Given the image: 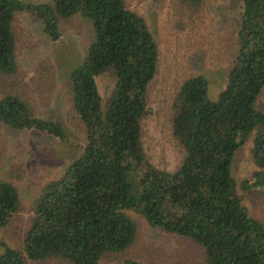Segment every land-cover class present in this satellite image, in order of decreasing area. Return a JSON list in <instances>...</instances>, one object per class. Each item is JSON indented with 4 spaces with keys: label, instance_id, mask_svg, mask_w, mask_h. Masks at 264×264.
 Listing matches in <instances>:
<instances>
[{
    "label": "trees",
    "instance_id": "obj_1",
    "mask_svg": "<svg viewBox=\"0 0 264 264\" xmlns=\"http://www.w3.org/2000/svg\"><path fill=\"white\" fill-rule=\"evenodd\" d=\"M184 2L195 7L201 0ZM23 11L36 16L52 42L60 39V21L75 14L93 30L67 79L86 143L33 201L23 241L26 258L61 256L74 264H104V255L133 243L137 228L129 213H135L150 226L199 245L204 257L193 264H264V227L241 204L232 175L235 153L251 141L257 169L240 186L264 189V113L255 108L264 87V0H242L235 60L216 99L209 97L203 75L179 86L171 129L184 156L173 171L152 164L142 143L147 88L159 61L145 19L124 0H0L4 74L17 67L12 22ZM105 73L113 75L114 87L103 101L96 79ZM0 123L68 139L60 121L37 117L15 95L0 99ZM19 206L15 186L0 179V231ZM0 264L25 263L21 251L6 246ZM116 264L140 263L127 258Z\"/></svg>",
    "mask_w": 264,
    "mask_h": 264
},
{
    "label": "rangeland",
    "instance_id": "obj_2",
    "mask_svg": "<svg viewBox=\"0 0 264 264\" xmlns=\"http://www.w3.org/2000/svg\"><path fill=\"white\" fill-rule=\"evenodd\" d=\"M124 1L145 19L159 50L157 73L147 88V113L140 122L143 147L152 164L173 171L184 151L172 135V100L182 82L195 75L208 79L211 99L224 89L235 60L242 0H201L195 7L184 0ZM59 29V41L52 42L33 13H16L12 32L17 67L12 74L0 72V99L5 95L19 97L37 117L60 121L68 135L61 141L43 132L13 130L0 123V179L15 186L20 200L19 209L0 231V253L6 246L19 250L25 264H74L61 256L29 260L23 250L33 201L48 182L64 173L86 143L67 79L69 68L82 59L93 39V30L79 14L62 19ZM96 82L106 101L114 87L113 75L102 74ZM255 108L264 113V87ZM251 147L248 141L237 150L232 175L241 204L264 227V189L244 191L240 186L257 169ZM129 214L137 228L133 243L123 252L104 255L102 263L116 264L127 258L140 264L202 261L204 251L196 243L150 226L140 215Z\"/></svg>",
    "mask_w": 264,
    "mask_h": 264
}]
</instances>
